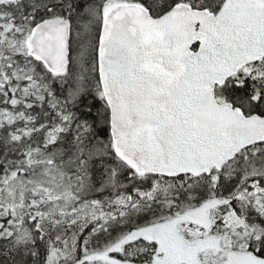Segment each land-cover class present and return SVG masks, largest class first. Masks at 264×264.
<instances>
[{
	"label": "snow or ice",
	"instance_id": "obj_1",
	"mask_svg": "<svg viewBox=\"0 0 264 264\" xmlns=\"http://www.w3.org/2000/svg\"><path fill=\"white\" fill-rule=\"evenodd\" d=\"M0 264H264V0H0Z\"/></svg>",
	"mask_w": 264,
	"mask_h": 264
}]
</instances>
